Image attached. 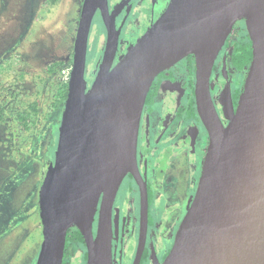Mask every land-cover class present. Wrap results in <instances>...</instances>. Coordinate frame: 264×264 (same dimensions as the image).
I'll use <instances>...</instances> for the list:
<instances>
[{
  "label": "water",
  "instance_id": "obj_1",
  "mask_svg": "<svg viewBox=\"0 0 264 264\" xmlns=\"http://www.w3.org/2000/svg\"><path fill=\"white\" fill-rule=\"evenodd\" d=\"M97 9L106 40L87 87L88 35ZM116 13L108 0H82L55 160L39 190L42 241L35 264H62L73 225L84 239L86 264H113L112 205L127 173L140 189L136 256L142 251L147 190L137 163L141 114L154 78L188 54L195 60V103L209 141L195 195L157 264H264V0H169L113 63L122 25L116 27ZM240 19L252 55L237 107L227 111L224 124L211 98L210 73Z\"/></svg>",
  "mask_w": 264,
  "mask_h": 264
},
{
  "label": "rangeland",
  "instance_id": "obj_2",
  "mask_svg": "<svg viewBox=\"0 0 264 264\" xmlns=\"http://www.w3.org/2000/svg\"><path fill=\"white\" fill-rule=\"evenodd\" d=\"M143 1L134 4L124 24L116 58L150 27L149 23L162 12L168 0H158L159 8L154 12L142 7ZM81 4L82 0L54 3L50 0H0V97L7 101V111L0 122V264L36 263L42 241L39 190L46 166L56 151L63 111L62 104L51 109V102L58 82L69 75ZM105 38V27L94 19L86 51L85 76L88 79L96 74ZM53 62L60 65L54 73H49L48 65ZM172 90L178 94V85L166 80L156 105L161 106L166 92ZM34 100L38 112L28 125L34 132V122L38 120L33 134L40 138L48 132L50 138L44 150H40V141L35 137L37 140H32L33 152H30L25 139L33 136L21 127L14 113ZM124 221V235L129 236L128 245H132L136 239L137 208L122 187L114 206L116 230ZM153 237L160 240V232H154ZM80 248L84 252L83 244Z\"/></svg>",
  "mask_w": 264,
  "mask_h": 264
},
{
  "label": "flooded vegetation",
  "instance_id": "obj_3",
  "mask_svg": "<svg viewBox=\"0 0 264 264\" xmlns=\"http://www.w3.org/2000/svg\"><path fill=\"white\" fill-rule=\"evenodd\" d=\"M137 2L138 0H108L109 11L117 12L115 15L116 27L122 24L119 40L124 24L134 4H137ZM168 2L169 0L165 7ZM140 4L152 12L159 8L158 0H144ZM161 13V11L157 13L148 27ZM94 19H98L103 27H105L99 9L96 10L92 22ZM243 25L245 26L243 19L237 20L234 23L231 33L216 56L210 73L211 98L224 124L228 122L227 111L230 109L233 112L237 107L239 95L250 64L249 61L248 64L238 67L232 62L235 46L238 45L236 42L241 39L240 34L244 33ZM190 56H192V59L189 58ZM119 58H116L115 53L113 63L117 62ZM49 73H54V70ZM94 77L91 79L87 78V87L91 85ZM166 80L173 81V83L178 85V94L175 90L167 91L164 100L161 102V106H157V99ZM194 89L195 60L193 54H188L161 71L154 78L148 90L141 114L137 139V163L147 190L145 244L142 251L136 256L141 197L139 186L135 182L133 175L127 173L118 186L112 205L113 235L111 250L113 264H157L165 258L173 244L179 223L187 210L189 202L195 195L209 141L208 131L197 112ZM54 97L55 93L51 102V109L59 105L53 103ZM0 100L6 108V99L0 97ZM64 100L60 103L63 105V108ZM38 125L39 122L37 120L34 122V126L32 125L33 129L36 130ZM21 127L33 136L28 139L24 138L28 142L27 146H30V152H33L32 140L37 139L40 141V150H44L50 138L48 132L39 138L38 135L35 136L33 134L35 130L32 132V128L29 125L28 128ZM57 144L58 139L56 148ZM54 160L55 154L48 162L46 169H48ZM46 172L43 173L42 180H44ZM122 187L128 193V196L132 197L137 208V222L134 234L136 239L132 245H128L129 236L125 238L124 235L126 221L120 223L117 230L114 224V206ZM102 194L103 192L100 194L99 204ZM153 210H155V213ZM94 218L93 231L95 232L97 229L98 210H96ZM74 229L79 231L75 225L69 227L67 230L62 264H86L87 254L84 239L83 243L79 241L74 242L68 232ZM156 231L160 232V240H156L153 237ZM121 236H123V239ZM81 244L84 246V252L80 248Z\"/></svg>",
  "mask_w": 264,
  "mask_h": 264
},
{
  "label": "trees",
  "instance_id": "obj_4",
  "mask_svg": "<svg viewBox=\"0 0 264 264\" xmlns=\"http://www.w3.org/2000/svg\"><path fill=\"white\" fill-rule=\"evenodd\" d=\"M57 0H50V2L54 3ZM244 33H241V39H239L234 49V56L232 57V62L235 63L238 67H242L243 65H246L249 63L251 54H252V48H251V41L249 39L248 33L245 29V26L243 25ZM189 58L192 59V56ZM60 65L59 62H53L52 64L48 65V72L55 70L56 66ZM67 91V80L61 81L59 84H57V88L55 90V97H54V104L58 105L63 102ZM37 101H32L28 103V105L25 106V108L21 111H17L15 114L16 119L18 120L19 124L25 128H28V123L30 121H33V117L37 116L38 108H37ZM7 111V109L4 107V103L0 100V122H2V117ZM70 236L72 237V241L74 242H81L83 243V237L81 233L77 230H69ZM69 237V236H68Z\"/></svg>",
  "mask_w": 264,
  "mask_h": 264
},
{
  "label": "built area",
  "instance_id": "obj_5",
  "mask_svg": "<svg viewBox=\"0 0 264 264\" xmlns=\"http://www.w3.org/2000/svg\"><path fill=\"white\" fill-rule=\"evenodd\" d=\"M69 76V75H68ZM66 80H68V78L66 77Z\"/></svg>",
  "mask_w": 264,
  "mask_h": 264
}]
</instances>
